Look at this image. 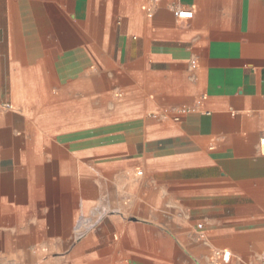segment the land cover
I'll use <instances>...</instances> for the list:
<instances>
[{"label": "crops", "instance_id": "1", "mask_svg": "<svg viewBox=\"0 0 264 264\" xmlns=\"http://www.w3.org/2000/svg\"><path fill=\"white\" fill-rule=\"evenodd\" d=\"M263 131L264 0H0V264H264Z\"/></svg>", "mask_w": 264, "mask_h": 264}, {"label": "built area", "instance_id": "2", "mask_svg": "<svg viewBox=\"0 0 264 264\" xmlns=\"http://www.w3.org/2000/svg\"><path fill=\"white\" fill-rule=\"evenodd\" d=\"M176 14L178 17L188 18L193 15V10H177ZM260 144L264 146V131L262 132L260 137ZM85 224L87 228L94 226V223H90L89 221H85ZM216 253L218 255H221L225 261H229V259L231 258V252L229 250H218L216 251Z\"/></svg>", "mask_w": 264, "mask_h": 264}]
</instances>
